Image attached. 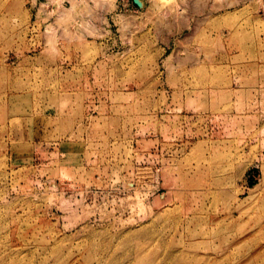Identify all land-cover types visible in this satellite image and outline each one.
Masks as SVG:
<instances>
[{
  "label": "rangeland",
  "instance_id": "374dc122",
  "mask_svg": "<svg viewBox=\"0 0 264 264\" xmlns=\"http://www.w3.org/2000/svg\"><path fill=\"white\" fill-rule=\"evenodd\" d=\"M138 2L0 0V264H264V0Z\"/></svg>",
  "mask_w": 264,
  "mask_h": 264
},
{
  "label": "bare ground",
  "instance_id": "6f19581e",
  "mask_svg": "<svg viewBox=\"0 0 264 264\" xmlns=\"http://www.w3.org/2000/svg\"><path fill=\"white\" fill-rule=\"evenodd\" d=\"M137 2L140 1V0H136ZM139 3V2H138ZM141 5V4H140ZM206 10V9H205ZM210 11H211V8H210ZM73 199V198H72ZM63 209L64 210H69V214H70V217L69 219H71L72 217H74V211L71 210V207H72V201L69 199H64L63 203ZM73 209V207H72ZM68 218V217H67Z\"/></svg>",
  "mask_w": 264,
  "mask_h": 264
},
{
  "label": "built area",
  "instance_id": "2783aa9c",
  "mask_svg": "<svg viewBox=\"0 0 264 264\" xmlns=\"http://www.w3.org/2000/svg\"><path fill=\"white\" fill-rule=\"evenodd\" d=\"M155 172L157 173V172H158V170H155V169H154V172H153V173H155Z\"/></svg>",
  "mask_w": 264,
  "mask_h": 264
},
{
  "label": "water",
  "instance_id": "95a60500",
  "mask_svg": "<svg viewBox=\"0 0 264 264\" xmlns=\"http://www.w3.org/2000/svg\"><path fill=\"white\" fill-rule=\"evenodd\" d=\"M136 1V0H135Z\"/></svg>",
  "mask_w": 264,
  "mask_h": 264
}]
</instances>
